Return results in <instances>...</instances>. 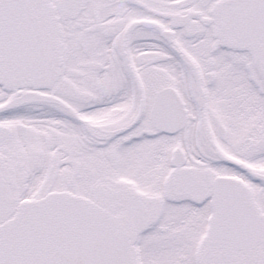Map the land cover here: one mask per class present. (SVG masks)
<instances>
[{"label":"snow or ice","instance_id":"snow-or-ice-1","mask_svg":"<svg viewBox=\"0 0 264 264\" xmlns=\"http://www.w3.org/2000/svg\"><path fill=\"white\" fill-rule=\"evenodd\" d=\"M0 264H264V0H0Z\"/></svg>","mask_w":264,"mask_h":264}]
</instances>
